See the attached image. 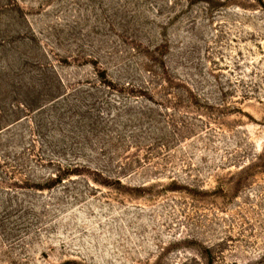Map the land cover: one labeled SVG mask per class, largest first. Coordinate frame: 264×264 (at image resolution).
<instances>
[{
	"label": "rangeland",
	"instance_id": "1",
	"mask_svg": "<svg viewBox=\"0 0 264 264\" xmlns=\"http://www.w3.org/2000/svg\"><path fill=\"white\" fill-rule=\"evenodd\" d=\"M0 264H264V0H0Z\"/></svg>",
	"mask_w": 264,
	"mask_h": 264
},
{
	"label": "trees",
	"instance_id": "2",
	"mask_svg": "<svg viewBox=\"0 0 264 264\" xmlns=\"http://www.w3.org/2000/svg\"><path fill=\"white\" fill-rule=\"evenodd\" d=\"M100 81H102V80H100ZM168 81H169V83H168ZM168 81H167V79H164L165 83L170 84L172 82L171 79H168ZM65 95L66 94L51 95L49 98V99H51V102L48 105L42 107V109L46 108L49 105L55 104L56 102L61 100ZM37 135H38V139H37ZM43 136H44V132H43L42 128H40L36 124L35 128H33V139L30 142V146L27 148V150L29 152H31V151H35L39 147L44 148L43 141H41V142L39 141V139L41 140ZM114 146H117V144H115ZM137 146H139V144ZM71 147H72V145L71 146H64L63 145V146L59 147L63 150L62 151L63 156H65L66 153H68L69 155H72L71 156L72 159H70L69 162L67 160L65 162H62L58 158H56V159L55 158H47L44 160V158L40 154H38V155L36 154V156L38 158H40V160L42 159L43 161L53 165L52 171H50L46 177L42 178V180L45 181L44 182L45 185H48L47 186L48 188L55 186V185H61V184L65 183L66 179L71 177V175H73V174H78V175L85 174V173H83L84 171H89L90 174L93 173L96 175H102L103 174V172L100 171L99 168L91 169L90 166H88L85 162L78 160L76 157H80L81 152L75 151L73 148H72L73 150L71 152H67ZM99 149H100V151H104L105 146L104 147L101 146ZM115 149H116V151H118L119 148L115 147ZM116 151H114L113 153H117ZM133 163L134 162L130 163L129 165H131ZM91 171H93V172H91ZM107 179H108L107 183H109V180H113L118 184H123L122 179L119 176H117V177L116 176H108ZM29 180L30 179H26V180H22L20 182H17L16 186L20 187V188L30 187V186H28ZM23 185H25V186H23ZM32 187H36V186H32Z\"/></svg>",
	"mask_w": 264,
	"mask_h": 264
}]
</instances>
